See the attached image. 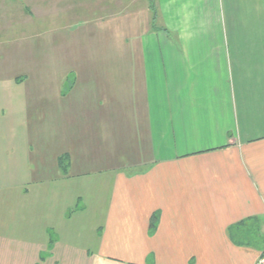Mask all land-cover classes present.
Returning a JSON list of instances; mask_svg holds the SVG:
<instances>
[{
	"label": "crops",
	"instance_id": "obj_1",
	"mask_svg": "<svg viewBox=\"0 0 264 264\" xmlns=\"http://www.w3.org/2000/svg\"><path fill=\"white\" fill-rule=\"evenodd\" d=\"M69 1L90 10L83 25L100 31L118 33L126 18L133 47L110 80L117 89L79 78L66 93L50 86L68 126L48 131L45 146L32 144L31 122L46 113L54 126L59 112L32 111L27 76L0 67V264L11 255L12 264H58L64 249L94 261L126 251L125 264H256L264 257V0H156L145 30L130 0ZM2 2L0 13L10 4ZM21 22L9 25L6 44H16Z\"/></svg>",
	"mask_w": 264,
	"mask_h": 264
},
{
	"label": "rangeland",
	"instance_id": "obj_2",
	"mask_svg": "<svg viewBox=\"0 0 264 264\" xmlns=\"http://www.w3.org/2000/svg\"><path fill=\"white\" fill-rule=\"evenodd\" d=\"M2 1L3 0H0V4L4 3ZM5 1L10 4L6 6L7 9L9 8L7 11H2L0 13V16H4L2 14H5L3 17L4 20L2 21V23H4V28L0 24V39H7L6 41L0 42V45L5 44L1 53L7 50L5 52L7 54L5 63L3 66L0 65V67H3L1 75L20 72V74H23L22 76H27V88L37 97L34 98L36 100H33L35 103L32 105V111L36 109L38 113H40L45 110V108L46 111L48 108H51L59 112L54 116V118H59L58 120H54V126L52 121L50 122L49 119H46V113L45 117L37 114L39 115L37 116L39 122H31V133L33 137H35V139L31 137L32 144L34 141V144L37 146H45L46 142L49 141V139L45 138L48 131L55 130V126L57 125L59 127L57 128L60 130H62L63 126H68L67 122H63V117H61L63 111L61 114L59 111L62 108L61 103L59 99L55 98L56 92L55 89L52 88L59 87L62 83V91L66 93L73 84V80L76 78L77 80L78 78L80 79L81 84L96 81L98 83H104L101 84L103 86H106L105 83H109L110 85V80L115 78V73L120 72L117 68L127 65L126 61H128V59L125 58V53L129 51V49H132L133 46L127 44L128 36H124L126 18L122 17L123 20L119 19L122 20V22L121 24H117L118 33H115L114 26L110 28V25L106 30L100 31L97 26H84V19L87 22L93 20V18L89 16L90 10H77L74 2H70L69 0ZM129 3H131V14H133V10H137L136 17L142 20V26L145 30L147 26H149L145 11L147 13L150 12L149 15L151 14L153 18V13L150 10V1L141 0L137 3V1L132 2V0H130ZM46 4L57 5L56 7L58 8L55 9V11L54 9L47 11ZM20 20H22V28H16H20L22 32L15 36L16 44L14 45V42L11 45L6 44L10 36V29H8L9 25L10 28L15 22L18 25ZM115 21L116 20L113 21V25ZM105 22L108 23V20H105ZM116 22L118 23V21ZM87 25L89 24L87 23ZM26 27L28 28L25 29ZM28 36L31 37L30 42H28ZM109 50H112L114 54L121 52L123 56L117 57L114 54L107 55ZM129 65H131L130 61ZM133 65L134 67L137 66L136 59ZM116 85L112 84L110 87L112 86L111 88L114 87L117 89ZM110 87L108 86L107 88L108 94L111 91ZM78 91L80 90H75L76 93ZM51 98L53 100H49ZM75 99H77L76 96ZM67 104L71 108V111H73L71 114H74V111L76 113L79 105H76L75 102H69ZM65 116L64 120L66 119ZM76 124V129L79 131L78 123ZM2 206L3 204L0 196V211ZM5 220L10 221L12 224L15 219L14 217H9V219L5 218ZM0 221L4 222L3 218H1ZM7 227L12 228V226ZM50 237L52 238L53 235ZM121 252L126 253V251H120L119 257H115V260L100 259L94 261L86 259V256L85 259H82V255L79 257L78 254H82V251L64 249L60 251V254L64 255L58 264H125V262H123L124 259H120ZM11 256V258L7 257V263H9L11 259L10 263L12 264V259L17 258L15 255ZM2 261L3 258L0 257V262Z\"/></svg>",
	"mask_w": 264,
	"mask_h": 264
},
{
	"label": "trees",
	"instance_id": "obj_3",
	"mask_svg": "<svg viewBox=\"0 0 264 264\" xmlns=\"http://www.w3.org/2000/svg\"><path fill=\"white\" fill-rule=\"evenodd\" d=\"M149 1H150V10L153 13L152 21L154 23L156 21V18L158 17V11L156 8V0H149ZM162 30L167 31L166 29H162ZM58 164H59L61 171L64 174H67L68 168L70 165L69 155L66 154V155L61 156L58 159ZM157 223H158V217L156 215H154L152 220H151V226H150L151 234H153L155 232V230L157 228ZM54 242H55V240L53 238H51L50 247H52L54 245Z\"/></svg>",
	"mask_w": 264,
	"mask_h": 264
},
{
	"label": "built area",
	"instance_id": "obj_4",
	"mask_svg": "<svg viewBox=\"0 0 264 264\" xmlns=\"http://www.w3.org/2000/svg\"><path fill=\"white\" fill-rule=\"evenodd\" d=\"M256 264H264V257H261L259 260H257Z\"/></svg>",
	"mask_w": 264,
	"mask_h": 264
}]
</instances>
